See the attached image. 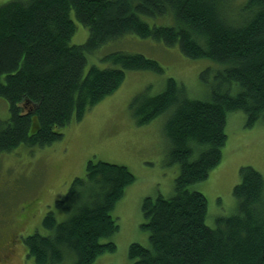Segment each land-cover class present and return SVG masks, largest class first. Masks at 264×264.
Segmentation results:
<instances>
[{
    "label": "trees",
    "instance_id": "16d2710c",
    "mask_svg": "<svg viewBox=\"0 0 264 264\" xmlns=\"http://www.w3.org/2000/svg\"><path fill=\"white\" fill-rule=\"evenodd\" d=\"M76 22L88 30L81 44L70 41ZM126 34L203 60L199 77L209 85L202 97H191L167 77L161 91L144 92L133 104L138 123L165 114L168 162L177 172L171 195L143 199L149 245L131 242L128 257L133 264H264L263 174L240 166L236 209L213 226L206 197L193 186L221 160L230 112L243 111L248 127L264 121V0L3 2L0 99L8 114L0 119V153L59 139L62 127L113 93L127 71L161 73L158 60L138 49L106 51L102 65L88 64V54ZM134 179L125 165L89 160L84 175L46 210L44 231L23 238L26 255L34 264H91L114 250L119 225L112 209Z\"/></svg>",
    "mask_w": 264,
    "mask_h": 264
},
{
    "label": "rangeland",
    "instance_id": "374dc122",
    "mask_svg": "<svg viewBox=\"0 0 264 264\" xmlns=\"http://www.w3.org/2000/svg\"><path fill=\"white\" fill-rule=\"evenodd\" d=\"M76 23L70 41L81 44L88 30ZM135 38L126 34L104 44L88 54V64L102 65L99 57L106 51L138 49L158 60L163 67L161 73L148 69L127 71L113 93L89 107L83 117L72 118L62 127L59 139L0 153V264H34L26 255L23 238L35 229L44 231L42 218L46 210L65 194L74 177L84 175L89 160L125 165L135 176L112 209L119 225L112 236L115 249L103 251L91 264H133L128 257L129 244L149 245V231L142 226V201L146 196L171 195L177 166L168 162L170 142L165 114L138 123L133 104L144 92L153 95L161 91L167 77L183 83L191 97H202L209 85L199 77L203 61L184 56L176 46L162 45L152 38ZM7 114V104L0 99V119ZM226 133L222 160L205 180L193 185L206 197V222L211 226L217 216L236 209L232 189L240 180V166L251 165L264 176V121L260 119L248 127L243 111H233L228 114ZM62 264L72 263L65 260Z\"/></svg>",
    "mask_w": 264,
    "mask_h": 264
},
{
    "label": "bare ground",
    "instance_id": "6f19581e",
    "mask_svg": "<svg viewBox=\"0 0 264 264\" xmlns=\"http://www.w3.org/2000/svg\"><path fill=\"white\" fill-rule=\"evenodd\" d=\"M162 45H163V43H162ZM177 45V44H176ZM178 50H179V48H177ZM203 61V60H202ZM203 63H204V61H203ZM222 160V159H221ZM235 203H236V201H235ZM235 205V204H234ZM115 234V233H114ZM105 241V240H104ZM137 260H138V258H137Z\"/></svg>",
    "mask_w": 264,
    "mask_h": 264
},
{
    "label": "flooded vegetation",
    "instance_id": "af4514ba",
    "mask_svg": "<svg viewBox=\"0 0 264 264\" xmlns=\"http://www.w3.org/2000/svg\"><path fill=\"white\" fill-rule=\"evenodd\" d=\"M5 1H7V0H5ZM5 1H3V2H5ZM3 2H1V0H0V4H2Z\"/></svg>",
    "mask_w": 264,
    "mask_h": 264
}]
</instances>
